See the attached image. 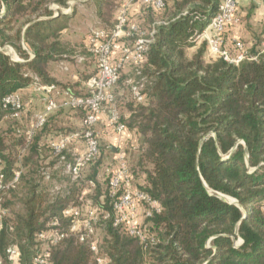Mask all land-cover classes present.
Listing matches in <instances>:
<instances>
[{
  "label": "trees",
  "instance_id": "obj_1",
  "mask_svg": "<svg viewBox=\"0 0 264 264\" xmlns=\"http://www.w3.org/2000/svg\"><path fill=\"white\" fill-rule=\"evenodd\" d=\"M92 1L105 23L103 8L110 10L118 4L112 3L118 0ZM1 2L6 10L0 15V46L10 45L24 59L14 61L0 50V173L7 182L17 168L21 148L37 150L45 161H58L67 152L55 153L51 142L44 139L53 113L27 140L24 125L18 123L24 117L11 118L2 102L8 94L32 84L34 76L42 83L60 85L48 66L66 53L58 39L66 18L39 17L50 15L51 3L63 6L66 0ZM220 2L164 0L160 9L140 2L144 13L137 27L154 31L140 73L133 75V82L143 86L144 102L131 98L129 120L120 117V122L126 126L124 132L135 129L139 139L135 149L144 177L139 182L133 177V186L156 200L161 210L143 220L146 232L154 238L144 247L123 226L113 225L114 213L105 194L103 205L97 203L101 208L97 225L103 230L100 245L93 237L104 264H264V52L238 65L205 58L206 42L197 44L194 39ZM22 43L33 58H28ZM197 45L188 56L187 50ZM116 100L117 96L113 108ZM44 169L42 165L39 175L27 182L21 172L18 183L2 199L7 212L0 230V264H11L6 253L10 246L19 252V261L12 264H35L42 244L47 246L50 264H97L89 241L80 242L77 232L57 242L36 239L52 220L54 228L67 230L63 209L80 203V193L87 199L90 188L84 186L91 183V178L79 176L63 193L59 189L50 195L45 190ZM110 174L111 170L106 193ZM15 198L20 213L12 210ZM102 210L109 216L104 217Z\"/></svg>",
  "mask_w": 264,
  "mask_h": 264
},
{
  "label": "built area",
  "instance_id": "obj_2",
  "mask_svg": "<svg viewBox=\"0 0 264 264\" xmlns=\"http://www.w3.org/2000/svg\"><path fill=\"white\" fill-rule=\"evenodd\" d=\"M143 4L151 5L155 9H160L164 5V0H136ZM252 0H221L217 12L212 17L208 25L199 33L195 40L205 41L206 49L211 59L220 58L229 64L238 65L244 60H255L259 53L264 52V42L261 44L260 50L257 53H250L244 46V43L238 39L228 41L226 38L227 27L240 23V18L236 16V11L239 3L249 2ZM264 12V0H260ZM126 1H124L125 3ZM127 3V2H126ZM126 4L122 5L121 14L118 16L117 23L111 30L93 29L87 36V43L89 44V52L96 65V73L91 76L86 82V95L77 97L65 92L67 99L61 105L72 108H80L84 111V127L91 129L98 122L102 111L111 109L109 122L111 127L117 133L125 131L126 126L120 122V116L117 111L111 106L114 101V88L117 85L120 74L125 64H131L133 71L139 75V68L145 60L146 53L151 41L150 36L153 35V29L148 31L140 30L136 24L128 22L127 12L124 8ZM6 8L3 2L0 3V15L5 12ZM54 14H58L59 6L54 7ZM122 37L123 39H119ZM132 41L131 45L127 44V40ZM143 80V78L141 79ZM128 83L132 84L131 90L134 100L141 103L144 99L142 84L134 83L133 79H129ZM36 90H45V106L44 110L34 114V122L29 131H26V138L30 140L34 132L42 127L46 118L55 109L58 108V103L50 95L58 91L54 85H41L34 82ZM50 94V95H49ZM3 106L10 111V117L20 120L24 105L19 92L10 93L3 98ZM75 134L73 139L70 136L57 139L51 142L53 150L57 154H61L71 145L73 140L77 138ZM85 150L76 154L72 163H67L70 170V175L73 178L80 176L81 171L90 162L97 159L100 155L99 143L96 133L93 129L84 133ZM85 147V146H84ZM116 166L111 170L108 181L107 195L109 197V204L111 205L114 216L112 223L114 226H123L129 234L138 238L140 243L147 246L149 240L154 241L153 234L147 233L142 223L133 221L141 217V220L150 217L153 212L161 210L156 200L152 199L146 193L138 190L133 186V176L127 165L126 155L124 152L116 154ZM20 170L14 171L11 180L4 181V175L0 173V230L2 227V219L7 210L1 205L4 195L8 192L10 187L15 186L20 177ZM89 205V204H88ZM90 206V205H89ZM100 207H94L91 210V215L94 218L80 223V211L78 206H73L65 209L62 214L66 218H72V225H68L66 231H61L58 227L54 228L55 221L48 223L46 230L39 231L36 234V239L42 242H57L66 237L69 232H77L80 242L89 241L90 249L96 253L97 264H104V259L97 255L98 247L94 240V225L97 222ZM104 217H108L109 213L104 212ZM83 224V225H82ZM52 226V227H51ZM41 250V251H40ZM9 260H19V252L16 246H10L6 250ZM35 264H50L48 249L43 250L39 248L35 257Z\"/></svg>",
  "mask_w": 264,
  "mask_h": 264
},
{
  "label": "rangeland",
  "instance_id": "obj_3",
  "mask_svg": "<svg viewBox=\"0 0 264 264\" xmlns=\"http://www.w3.org/2000/svg\"><path fill=\"white\" fill-rule=\"evenodd\" d=\"M124 1H126L127 3L126 2L124 3ZM133 1L135 2L136 0H118L116 3L113 1L112 2L113 4H117V3L118 4L114 8L112 5L110 10L104 7L105 10L103 8L102 12L107 17L106 23L105 21H103V19L101 20L100 18L96 17V15L94 14L92 0H66V4L63 6L57 5L55 3H51L49 5V9L51 11L50 15L39 17V19H48L51 17L53 18L54 16H57L59 13H63V14L71 13L70 7H73L75 9V12H74L75 15L74 17H72L73 19L70 22V28L68 29V32H66L63 35L64 39L62 40V42L66 41L65 44H68L67 41H69V43H72V45L74 46H70L67 49L66 53L64 54V57L61 58V60L53 62V65H52L53 68L51 70L57 75L58 79H61L60 81H62L61 82L62 85H56L54 83L44 84L42 83L40 78L36 76L33 77L34 82H37L41 85H54L56 87L58 94H56L55 92L52 93L53 95L49 94L58 103V108L55 109L52 113L58 111V109L60 110L62 107L66 108V106L61 105L63 101L68 98L66 97L65 92L68 91L70 94L77 96V97H83L86 95V82L91 76H93L96 73L95 62L91 56V53L88 51L89 44L87 43V36L90 33V31L93 29L111 30L113 26L117 23L118 16L121 14V11H122V5L124 4H126L124 8L126 9V12L128 13L127 14L128 22L130 24H136V21L138 19L134 20V17H131L129 14L131 3ZM86 3H88V5L81 7L82 6L81 4H86ZM55 5L60 7V10H58V14L56 15L54 14ZM144 29H148V28L144 27L142 29L143 31H146ZM119 39H123V38L120 37ZM127 42H128L127 44H130V45L132 44L131 43L132 41L127 40ZM200 42L201 41H198L197 44H200ZM197 47L198 45L196 47L189 48L187 50V55L190 56L197 49ZM22 49L28 51L29 48L27 45L22 43ZM0 50H3L14 61H18V62L24 61V59L20 57L18 53L14 50V48L11 47L10 45L0 46ZM205 58L207 60L208 59L212 60L208 54V50H206ZM133 75H134V71H133L132 65L125 64L120 74V78H121L120 82H118L114 88V96H117V100L115 101L116 107H114V109L117 111V113L119 114V116L124 122H127L129 120V115H130L129 109H130V106L133 104L132 99H134L132 90L129 88V83L127 82L131 78H133V81L135 80ZM34 82L32 83L33 89L35 93L41 95L40 98L42 97L43 99L42 101L45 104L44 99H45V93L47 92L45 90H36ZM22 102L24 105L25 103L23 101V98H22ZM143 102L144 101H142L141 103ZM44 104L43 106H45ZM67 108L77 111L80 117L83 116L81 127H77L78 125H76L75 127H47L46 129L48 131L50 130L52 131V134H49V136L52 135L49 142H53V141H56L57 139L63 138L65 136H70V135H72L71 138L73 139L74 138L73 136L75 134H78V136L72 142L74 141L83 142L85 138L83 137L84 133L86 131L93 129L96 135L98 136L97 139L99 143V150L101 153L100 158L93 160L95 162L92 163L91 165L85 166L80 173V176L84 179H88V177L91 178V183H88L84 186L85 189L90 188L88 191V194L86 195L87 192L85 193L87 199H83L85 198L84 196L83 198L80 197L82 196L80 193L79 195L80 203L76 205H68L63 209L64 211L65 209L67 210L73 206H78L79 211H80L79 221L80 223H83V221L88 220L89 218H94L95 215L94 214L91 215V210H93V208L97 207V205L99 204L103 205V203L105 202L107 174L110 172V170L113 169V167L116 166V160L114 159L116 156H113L112 153L109 151L108 144L116 143V141L118 140L117 135H119L120 133H117V131H115L113 128L105 130L104 129L105 126L100 127L98 125V122H100V118L98 122H96L97 124H95L94 127H91V129H87L86 127H83L84 111H82V109L80 108H72V107H67ZM43 110H44V107L42 110L34 112V114L41 112ZM109 112H111L110 108L108 110L106 109L105 114L110 116ZM101 114L103 115L104 111H102ZM22 115L23 117L25 115V105H24ZM109 116L107 119L108 126L106 127H117V125L113 126L110 123H108ZM33 122H34V117L32 116L31 122L29 123L27 127L23 126V130H25V132L29 131ZM18 123L20 125L21 124L24 125L25 123L24 119H23V122L18 121ZM5 128L6 127H3V129ZM44 139H46V137ZM41 140L42 139L39 137L37 141L40 142ZM73 145L68 146L67 152L65 153V155L67 156H65V158H61L60 159L61 162L59 160L54 161L48 158L46 160L48 162H45V163H44L45 160L39 158L37 150L32 151L31 148H29L23 151V148H21L19 150V157H17V160L19 159V162L17 163V168L15 167L14 171L20 170V172H22L25 176L24 180L27 182L28 180L35 179V177L39 175L38 171L40 170V167L43 165L45 168L44 170H42L44 174L43 181H45L44 185H46V187H48V183L51 182L49 180V175L51 174H54L55 178L58 179L59 184H63V185H65L66 183L69 184V182L71 183L70 181L71 176H70V170L67 167V163H68L67 161H69L70 164L73 161V158H74V156L72 155ZM85 148H86V144H85V147L82 149L85 150ZM120 152H125L127 165L130 169V172L132 173L131 175H133L136 181L139 182L140 179H142L143 172H142L141 166L138 164L137 152L133 151L132 149L128 151L127 150L125 151L122 149ZM48 156H49V153L47 154V157ZM67 157L69 158V160H66ZM50 160H51V164L49 163ZM23 184H25L24 181H23ZM58 189H60V187ZM59 191L60 193H63L61 190ZM222 198L228 201L231 200V197H222ZM15 201L16 203L15 202L13 203L12 210L15 213H20L21 207L18 204L17 198H15ZM98 217H97L96 225L98 223ZM64 218L68 220V225H72V222H73L72 218H66V217ZM139 221L143 223V219L141 220V217L136 218L133 222L136 223ZM96 225H94V234H95L96 240L99 242V245H100L102 237H103V230L100 225H97V226ZM59 229L61 231H64L61 228ZM237 244H238V241H237ZM40 249H42V251L46 250L47 246L45 244H42ZM101 258L103 257L101 256ZM17 261L19 260H15V261L14 259L11 260V264L16 263Z\"/></svg>",
  "mask_w": 264,
  "mask_h": 264
},
{
  "label": "crops",
  "instance_id": "obj_4",
  "mask_svg": "<svg viewBox=\"0 0 264 264\" xmlns=\"http://www.w3.org/2000/svg\"><path fill=\"white\" fill-rule=\"evenodd\" d=\"M81 5H82L81 7H84L88 5V3L81 4ZM141 7L142 6L139 1H135V2L133 1L131 3L129 14L131 17H134V20L141 19L142 13H144ZM70 8H71V13L69 14L71 15L59 13L57 16H54L60 19L61 18L63 19V17L66 18L67 22L64 23L63 27L58 32V39L62 43V45L65 47L66 51L70 46H74L72 45V43H69V41H67L68 44H65L66 41L62 42V40L64 39L63 35L66 32H68V29L70 28V22L73 19L72 17H74L75 15L74 13L75 9L73 7H70ZM93 12L96 15V17H98L97 16L98 10H97V7L94 5V3H93ZM236 16L240 18V23L227 27L226 38L228 39V41L232 39H238L242 41L244 43V46L248 49L250 53L258 52V50H260L261 44L264 42V12H263V8L261 5V1L252 0L249 2L239 3L237 11H236ZM26 52L28 54V58H31L34 56V54L32 53L30 49H28V51L26 50ZM52 65H53V62H51L50 65L48 66L50 75L52 78L55 79L56 83L62 85L61 83L62 81H60L61 79H58L57 75L53 71H51L53 68ZM19 94L22 96L23 101L25 103L24 104L25 105L24 127H27L32 120V116L34 112L43 109L44 102L42 101L43 100L42 97L40 98L41 95L35 93L33 89V84L32 85L30 84L27 87L20 89ZM108 116L109 115L104 113L103 115L100 116V122H98V125L100 127L105 126L104 127L105 130L112 129L111 127H106L108 126L107 125ZM82 119H83V116L80 117L77 111H74L67 107L66 108L62 107L60 110L50 115L47 127H75L76 125H78L77 127H81ZM49 134H52L51 130L48 131V133L46 134V140L51 139L52 135L49 136ZM117 136H118V140L116 141V143H112V146H109L113 156H116L118 151H121L122 149L125 151L132 149L133 151L137 152V156L139 155L138 150L135 149L136 147H138V144H139V139L137 135L135 134V129L131 131L128 130V133L122 132ZM83 143L84 141L83 142L74 141L71 144V146L74 144L72 147L73 156H75L76 154L81 152V150H83L82 148H84L85 146L83 145ZM66 160H69V158L67 157ZM59 161L61 162L60 159ZM45 162H48V161H45ZM67 162L69 163V161ZM52 175L53 176L50 179L51 182H49L48 187L45 188L47 193L50 195L57 194L59 192L58 191L59 187L61 191L63 190L65 191V189L68 186L67 185L68 183H66L65 185L59 184L58 179L55 178L54 174ZM70 176H71L70 181H72L73 176L72 175ZM143 177L144 176H142V178ZM238 242L240 243V240Z\"/></svg>",
  "mask_w": 264,
  "mask_h": 264
},
{
  "label": "water",
  "instance_id": "obj_5",
  "mask_svg": "<svg viewBox=\"0 0 264 264\" xmlns=\"http://www.w3.org/2000/svg\"><path fill=\"white\" fill-rule=\"evenodd\" d=\"M218 196H220V197H228V196H225V195H223L221 193H218ZM233 201H235L233 198H231V200H229V202H233ZM240 242H241V239H240Z\"/></svg>",
  "mask_w": 264,
  "mask_h": 264
},
{
  "label": "bare ground",
  "instance_id": "obj_6",
  "mask_svg": "<svg viewBox=\"0 0 264 264\" xmlns=\"http://www.w3.org/2000/svg\"><path fill=\"white\" fill-rule=\"evenodd\" d=\"M132 174V173H131Z\"/></svg>",
  "mask_w": 264,
  "mask_h": 264
}]
</instances>
